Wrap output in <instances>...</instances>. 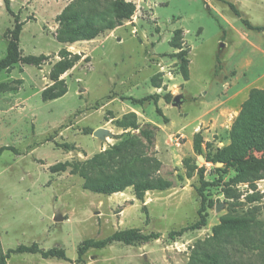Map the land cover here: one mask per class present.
Masks as SVG:
<instances>
[{
    "label": "rangeland",
    "instance_id": "obj_1",
    "mask_svg": "<svg viewBox=\"0 0 264 264\" xmlns=\"http://www.w3.org/2000/svg\"><path fill=\"white\" fill-rule=\"evenodd\" d=\"M8 1L13 15L0 0V61L15 27L14 15L24 22L22 56L48 58L40 67L21 62L0 75V148L17 151L0 155V255L37 244L42 251L65 250L69 261L12 254L6 264H191L199 247L211 243L213 229L224 217L252 219L253 226L226 234L220 264L263 263L264 178L253 187L228 185L238 174L229 169L219 183L215 169H224V164L206 159L230 143L231 127L250 91L264 89V31L250 30L242 22L264 26V0H225L237 7L241 18L224 0H126L137 9L131 20L119 22L109 11L94 18L105 28L96 39L74 44L60 43L58 33L59 16L76 0ZM94 11L82 10L80 22ZM99 11H107V4ZM111 22L115 27L107 29ZM177 30L188 51V81L180 74V50L171 45ZM62 49L82 60L61 76L67 93L44 101ZM154 94L160 96L156 104L134 102ZM176 96L181 97L179 105H174ZM129 114L136 115L141 129L156 128L148 154L162 168L154 176L171 180L174 188L147 192L140 201L132 187L111 196L96 194L70 169L52 170L59 163H84L129 137H139L138 130L118 126ZM199 133L203 155L194 147ZM187 161L197 167L192 177ZM202 167L205 181L214 184L204 189L207 224L171 239V232L200 219ZM56 213L62 221H55ZM131 229L160 237L134 245L113 242L78 258L83 242ZM200 259L199 264H215Z\"/></svg>",
    "mask_w": 264,
    "mask_h": 264
},
{
    "label": "trees",
    "instance_id": "obj_2",
    "mask_svg": "<svg viewBox=\"0 0 264 264\" xmlns=\"http://www.w3.org/2000/svg\"><path fill=\"white\" fill-rule=\"evenodd\" d=\"M235 13L242 17L237 7L228 1H223ZM103 4H107V11H99ZM5 6L9 14L13 15L10 2L5 0ZM92 7L93 15L90 19L81 23V11ZM79 9L80 12L77 10ZM136 5L126 0H76L70 4L59 16L61 29L59 30V42L74 44L79 41H92L96 39L105 28L98 27L94 21L96 17L104 18V15L112 11L115 13L119 22L131 20L136 13ZM15 17V27L10 32L11 39L7 47L6 56L0 61V75L14 68L19 63L40 67L48 58L41 56H22L20 50L21 33L24 22H21L18 15ZM244 25L254 31H264V26H254L248 20L242 19ZM114 23L111 22L107 29H113ZM182 31H175L174 39L171 42L172 47L180 50L176 57L181 60L180 74L183 78L189 80V59L188 51L183 49L180 42ZM179 38V39H178ZM60 60L54 65L50 78L54 82L53 86L43 92V100H56L67 93L65 81L61 79L69 70L73 69L81 60L82 56L73 54L67 49H62L59 53ZM155 87H159L156 86ZM169 99V95L166 96ZM160 96L158 94L150 95L145 98L134 100V102L143 106L147 103H158ZM160 113V109H158ZM118 126L124 130L131 128L139 131V137H129L109 149L96 154L91 160L84 163H59L52 168L54 172H66L78 175L84 179V188L96 194L111 196L117 193H123L126 189L132 187L135 197L144 201L145 195L150 191H166L175 187L174 182L160 176H154L162 168V163L155 157L149 156V151L153 149L156 128L153 126L148 129H141L136 115H126L118 121ZM142 149H137L138 146ZM203 138L197 134L194 140V147L199 155H203ZM139 150V151H138ZM6 151L17 152L14 147L4 146L0 148V155ZM207 162L214 164H224V169L216 168L219 174V183L222 182V174L228 173L229 169H236L238 174L230 180L228 185L234 183L249 184L251 187L264 178V89L254 88L250 91L248 99L242 104L241 110L234 120L230 130V143L222 149H219L213 157L208 156ZM188 177H192L193 171L197 169L189 161L186 163ZM206 167L199 169L202 187L199 194L202 197V206L199 210L200 219L189 227L180 231L170 233V238L183 236L191 230L202 229L207 224L206 219V197L204 189L214 185L205 181ZM229 198L232 197L230 190H225ZM253 220H247L240 217H224L221 223L213 229L211 243L199 247L195 252L191 264H199L200 256H204L215 264H220V259L224 257V238L228 232H241L250 229ZM160 235L156 233L142 234L136 229L117 232L104 240H87L83 242L78 250V258L91 248L103 249L113 242H122L126 245H134L140 242H150L159 239ZM205 246H211L212 251L205 250ZM12 254H41L44 259L57 258L69 261L66 252L63 249H50L42 251L37 244L32 246L21 245L16 249L9 250L5 255H0V264H6V261ZM261 264H264L261 263Z\"/></svg>",
    "mask_w": 264,
    "mask_h": 264
},
{
    "label": "water",
    "instance_id": "obj_3",
    "mask_svg": "<svg viewBox=\"0 0 264 264\" xmlns=\"http://www.w3.org/2000/svg\"><path fill=\"white\" fill-rule=\"evenodd\" d=\"M222 46H224V45L222 44ZM180 100H181V97H180V96H176V97L174 98V105H179L180 102H181ZM96 135L99 136V132H97ZM200 160L203 162L205 159H204L203 156H201ZM217 165L219 166V165H221V164H217ZM219 209H220V207L217 206V207H216V210H219ZM62 220H63V219H62L61 215H60L59 213H56V215H55V221H56V222H60V221H62Z\"/></svg>",
    "mask_w": 264,
    "mask_h": 264
}]
</instances>
